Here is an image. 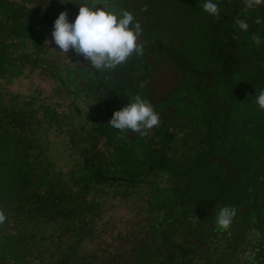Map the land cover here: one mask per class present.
<instances>
[{"label": "trees", "instance_id": "trees-1", "mask_svg": "<svg viewBox=\"0 0 264 264\" xmlns=\"http://www.w3.org/2000/svg\"><path fill=\"white\" fill-rule=\"evenodd\" d=\"M19 1L10 8L9 0H0L4 80L30 63L28 50L23 52L26 37L35 34L29 49L34 52L45 38L38 13L27 15L31 25L22 23L28 8ZM205 2L113 0L111 10H127L141 24L144 54L107 72L88 60L84 65L95 75L79 68L78 54L70 49V74L74 68L88 83L78 91L57 89L56 96L78 99L86 92L92 98L83 124L93 144L87 147V136L75 138L83 162L74 168L80 174L58 171L32 124L35 115L58 120L61 111L35 109L30 102L16 111L0 93V211L6 216L0 264H264V110L256 103L264 90V9L213 0L220 9L217 19L203 11ZM73 5L60 0L54 14L67 12L74 22L79 9ZM238 19L249 24L247 31L238 29ZM253 36L261 38L259 47ZM176 39L178 50L166 46ZM53 50L71 54L54 45ZM156 51L170 53L182 78L153 106L159 126L131 136V130L109 123L137 95L148 100L144 75L153 69L148 59ZM56 67L46 69L58 76ZM169 106L172 119L165 116ZM226 206L236 215L224 230L216 219ZM53 222L68 236L56 229L48 236ZM84 247L90 255L81 254Z\"/></svg>", "mask_w": 264, "mask_h": 264}, {"label": "rangeland", "instance_id": "rangeland-1", "mask_svg": "<svg viewBox=\"0 0 264 264\" xmlns=\"http://www.w3.org/2000/svg\"><path fill=\"white\" fill-rule=\"evenodd\" d=\"M11 2L10 8L13 6H19L21 1L19 0H9ZM17 4H15V2ZM60 1V0H59ZM58 0H24L23 4L28 8L26 9L27 14H25V10H23L24 15L21 16L23 24H30V18L28 16H32L36 18V13L39 14L40 19L36 22V24H41V28L39 31L45 32V38L40 43L39 52H34L31 49L32 40L36 38L34 33L29 34L28 37L24 40V44L26 49L23 52L29 54L28 60L30 63L22 66L19 69V72L15 77H10V79H6L10 81L7 84V81L4 78H0V93L4 96V100L8 99V106H16V111L27 102H30L32 108L39 109L42 105L50 106L52 109L56 108V111H61V114L58 116V120H45L44 116L40 114L36 117L32 122L33 125H36L37 132H39V137L42 139L44 145L47 146V152L52 156V158L56 161V167L58 171L65 172H75L76 174H80L79 168L77 165L82 164L83 160L80 154V147L76 142V139L83 136L88 137L90 143H87V147H91L93 144V140H91V136L88 135L85 129H88V126L83 124L84 115L88 114L90 102H91V94L80 92L78 99L76 98L69 99L66 97V94H63L61 97H57L56 93L58 90H63L66 93V90H75L78 91L80 87H86L88 81L84 78H81L80 75H75L77 72L74 68L70 74V66L73 65L72 60V51H68L67 55H60L53 50V45L58 47L53 40L52 34H48V24L54 27V22L51 20L52 17L60 15L54 14L55 10L57 11L59 8ZM14 4H13V3ZM86 0H69V3H73L74 9H79V5H84ZM244 3L241 0L242 4ZM171 3H167L170 5ZM263 4V3H262ZM259 5L260 9H264L263 5ZM261 9V10H262ZM4 8L0 9V17L2 16ZM28 15V16H27ZM164 17L167 14L163 15ZM38 18V17H37ZM43 22L45 23L44 26ZM48 23V24H47ZM171 24H166L164 26L165 29H170ZM198 28L197 25L193 26L192 29ZM164 30V31H167ZM165 33V32H164ZM164 39L168 37H163ZM141 36L138 37V43L142 44L140 40ZM177 39L169 41L167 47H170L172 50H178L177 47ZM58 51V50H57ZM33 52V53H32ZM61 52V51H60ZM25 54V53H23ZM77 62L79 64V68L85 69L86 71L93 74L94 72L90 70V68H86L84 65V61L86 60L82 55H77ZM149 63L153 65V69L150 72L145 73L144 77L147 79L145 83L146 95L149 102L152 106L157 103L163 102L167 96V93L170 90L176 89L179 86V81L182 78V73L176 68L172 62L171 55L167 51H156L149 56ZM37 61L35 65L33 62ZM90 60H88V63ZM32 63V64H31ZM57 66L54 70L58 76H52L51 72H49L46 68H51L53 66ZM18 68V65H16ZM8 71V70H7ZM107 72V70H105ZM95 75V74H93ZM72 76H74V80H72ZM63 80L66 82H63ZM143 85V84H141ZM58 89V90H57ZM9 94V98L7 97ZM58 103V105H56ZM48 104V105H46ZM74 104L80 106L81 113L78 111ZM28 109V108H27ZM96 111H101L100 108H96ZM174 115V108L169 106L166 109L165 116L169 119H172ZM73 117L75 120L73 121ZM131 136H136L139 133L131 132ZM76 138V139H75ZM49 150V151H48ZM222 167H226V159H221ZM235 175V171L229 173L230 176ZM66 179V177H65ZM126 206L127 204H123ZM127 211V209H126ZM123 214V210L121 211ZM55 229L58 231V234L67 237L68 231L67 229L62 230L59 229L58 225H55L54 222L51 223V227L48 229L47 235L52 236L55 235ZM87 243V242H86ZM85 244V243H84ZM97 247V241H94L91 246V250H94ZM89 248L84 247V251L81 254H87ZM101 253V251H100ZM81 264V263H76Z\"/></svg>", "mask_w": 264, "mask_h": 264}, {"label": "clouds", "instance_id": "clouds-1", "mask_svg": "<svg viewBox=\"0 0 264 264\" xmlns=\"http://www.w3.org/2000/svg\"><path fill=\"white\" fill-rule=\"evenodd\" d=\"M69 0H61L68 3ZM75 2V0H73ZM245 9H252L264 3V0H243ZM113 0H86L79 5V14L74 22H69L67 12H61L54 23L52 37L61 52L68 53L74 50L90 65L99 70H112L127 62L133 55L142 56L144 47L138 43L142 34L141 24L135 21L134 15L127 11L111 10ZM98 5L100 7H98ZM203 11L219 19L220 9L213 0H206L202 5ZM238 29L247 31L249 24L244 20H236ZM256 23H260L257 18ZM257 47L261 44L259 36L252 37ZM256 103L264 110V90L260 91ZM160 117L152 104L137 95L122 110L115 111L109 125L118 130H131L147 135L154 126H159ZM236 215V209L230 206L223 207L217 214L216 223L221 229L227 230ZM6 220L5 214L0 211V224Z\"/></svg>", "mask_w": 264, "mask_h": 264}]
</instances>
